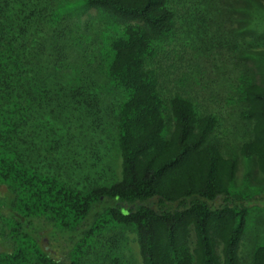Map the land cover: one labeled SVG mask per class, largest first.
<instances>
[{
	"label": "trees",
	"instance_id": "obj_1",
	"mask_svg": "<svg viewBox=\"0 0 264 264\" xmlns=\"http://www.w3.org/2000/svg\"><path fill=\"white\" fill-rule=\"evenodd\" d=\"M263 177L264 0H0V264H264Z\"/></svg>",
	"mask_w": 264,
	"mask_h": 264
},
{
	"label": "rangeland",
	"instance_id": "obj_2",
	"mask_svg": "<svg viewBox=\"0 0 264 264\" xmlns=\"http://www.w3.org/2000/svg\"><path fill=\"white\" fill-rule=\"evenodd\" d=\"M81 11H83V13L81 14L82 21L91 19L97 15V11L95 8L83 9ZM81 11L80 10L76 11V13H79ZM76 13L74 16V21H77ZM73 14L74 13H72L71 15ZM84 129L86 130V132H81L80 128H79V132L77 129H75L74 135L72 136V138H70L69 136H64L62 139L63 143H66L69 141L71 146L73 147L74 150L70 154V157L68 158L71 164L76 166L75 169L79 171L80 174L82 175H84L86 172L92 173L94 169L100 170L102 164L105 161V154H104L105 150L102 144L99 142V136L94 134L91 128L89 127H86ZM56 133L63 134L64 131L57 129ZM86 133H87V136L85 137ZM99 156H102L101 157L102 159L98 160ZM62 161L66 162L64 159H62ZM244 161L247 162L245 158H244ZM47 162L48 164L51 165V168L55 169L54 167L56 166L55 165L56 160L52 159L51 155H48ZM95 164H97L96 167H94ZM243 173H244V167L242 166L239 171V176L241 177ZM263 181H264V177H263ZM3 188H4L3 186H0V190ZM262 191H264V189ZM258 205L260 207L259 209L262 210L263 209L262 207H264V198L260 200ZM125 231H126L125 232L126 235L129 237V241L127 244L122 245L120 249L123 252V254H126L127 264H141V257H140V252H139L137 242L135 240V233L130 230H125ZM112 235L114 236V233H112ZM51 245L54 246L53 252L59 254L58 247H56L54 243H51ZM100 252H102V250ZM243 252L246 253L244 249H243ZM98 263H100V261L96 262L95 260V261L90 262V264H98ZM102 264H110V263L102 262Z\"/></svg>",
	"mask_w": 264,
	"mask_h": 264
}]
</instances>
